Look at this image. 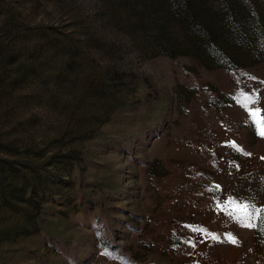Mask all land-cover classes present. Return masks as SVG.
Masks as SVG:
<instances>
[{
	"label": "rangeland",
	"instance_id": "obj_1",
	"mask_svg": "<svg viewBox=\"0 0 264 264\" xmlns=\"http://www.w3.org/2000/svg\"><path fill=\"white\" fill-rule=\"evenodd\" d=\"M230 52L170 0H0V264H264L229 213L264 208V59Z\"/></svg>",
	"mask_w": 264,
	"mask_h": 264
},
{
	"label": "trees",
	"instance_id": "obj_2",
	"mask_svg": "<svg viewBox=\"0 0 264 264\" xmlns=\"http://www.w3.org/2000/svg\"><path fill=\"white\" fill-rule=\"evenodd\" d=\"M197 34V44L227 68L242 65L230 48L238 46L252 62L264 59V0H170ZM194 3H197L194 4ZM205 3H211L207 7ZM160 34H155L158 37ZM226 44H228L226 47ZM171 57V53H169ZM73 151L57 162L71 158Z\"/></svg>",
	"mask_w": 264,
	"mask_h": 264
},
{
	"label": "snow or ice",
	"instance_id": "obj_3",
	"mask_svg": "<svg viewBox=\"0 0 264 264\" xmlns=\"http://www.w3.org/2000/svg\"><path fill=\"white\" fill-rule=\"evenodd\" d=\"M254 103H258V96L253 99ZM260 109H256L254 111L249 112V121L248 123L252 126L255 133L264 138V119L258 117V113H260ZM242 152V149H240ZM246 155H250L244 153ZM234 207L229 208V213L235 222L239 224L240 227L258 230L262 235H264V208H261L257 205L254 199H250L248 201L243 200H235ZM213 241L224 242L225 240L231 243L233 246L238 245V239L231 233L225 235L223 240L217 236L216 234H209Z\"/></svg>",
	"mask_w": 264,
	"mask_h": 264
}]
</instances>
